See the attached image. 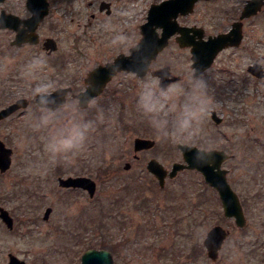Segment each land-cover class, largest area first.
I'll use <instances>...</instances> for the list:
<instances>
[{
  "label": "rangeland",
  "instance_id": "rangeland-1",
  "mask_svg": "<svg viewBox=\"0 0 264 264\" xmlns=\"http://www.w3.org/2000/svg\"><path fill=\"white\" fill-rule=\"evenodd\" d=\"M101 1L56 0L55 13L60 16L56 21L65 28L60 36L70 45L61 71L41 57L30 67L0 54V107L19 97L31 100L28 109L0 123V139L13 150L11 168L0 173V205L15 220L9 229L0 219V264L9 262L10 253L26 264H82V255L91 248L109 250L114 264H264V86L245 79L240 66L227 72L217 64L202 76L214 99L212 110L186 131L176 124L178 113H170L164 130L168 135L157 133L135 103L140 86L154 81L159 87L158 80L122 73L94 107L74 111L76 119L83 116L95 123L98 118L101 128L90 134L71 161H49L43 145L63 116L37 131L45 113L34 102L33 89L46 84H52L49 91L59 85L83 88L90 70L138 43L150 5L160 0H110L114 5L110 17L101 15ZM74 42L79 43L80 54L72 47ZM157 63L187 75L173 85L184 93L192 90L189 52L173 44L161 52ZM213 113L222 118L219 124ZM172 133L185 144L232 156L222 167L242 202L245 227L225 217L218 191L199 170L180 171L163 187L148 171L151 158L169 170L175 162H184ZM136 137L154 139L156 145L136 158ZM70 175L94 178L97 194L90 197L85 190L60 187L58 178ZM48 207L53 211L45 220ZM217 224L228 228L230 236L220 258L212 261L203 241Z\"/></svg>",
  "mask_w": 264,
  "mask_h": 264
},
{
  "label": "water",
  "instance_id": "water-1",
  "mask_svg": "<svg viewBox=\"0 0 264 264\" xmlns=\"http://www.w3.org/2000/svg\"><path fill=\"white\" fill-rule=\"evenodd\" d=\"M189 0H166L158 4H152L147 17V22L141 25L142 38L134 47L130 49V54H119L113 61L107 62L94 67L87 75L86 89L78 93L74 92L73 87H60L51 92V95H37L36 103L42 108L58 110L65 103L66 97L68 101L69 93L72 97L79 101V107L84 109L87 107L91 98L99 96L105 89L107 83L113 79L121 71H132L140 77H144L159 53L169 44V39L180 31L177 21L172 20L171 16H176L177 11ZM29 6L35 12L43 9L39 17L47 13L45 0H29ZM37 15V14H36ZM38 17V16H36ZM2 17H0V25ZM164 28L162 34L157 32L158 28ZM235 32L222 34L208 41H200L192 50L193 68H196L195 76H199L204 70L208 69L213 62L215 55L226 47L228 41L232 39ZM53 42V41H52ZM191 43L188 42L187 46ZM55 49V48H54ZM160 75V88L166 89L171 83L179 81V76L169 78L170 66H166L158 71ZM29 101L26 98L18 99L15 103L0 111V120L9 117L20 108H26ZM212 118L219 124L222 118L213 113ZM156 145V140L144 137H136L134 141V151L136 158L138 152L148 150ZM178 144V148L183 153L185 162H175L172 170H168L165 165L157 158L149 160L147 169L152 173L163 187L167 178H175L180 171L186 169H196L202 172L205 180L216 188L219 192L220 199L223 203L224 214L226 217L234 218L239 227H245L247 219L240 201V197L232 188L228 181V170L222 167V164L229 157H232L224 150L212 149L211 152L202 158H197V149ZM197 147V146H196ZM13 150L6 146V143L0 140V170L2 173L7 172L12 165ZM131 164L126 163L125 169H130ZM60 186L82 188L88 191L90 197H94L97 193V182L89 176H69L60 177ZM53 208L48 207L44 214V219H50ZM0 217L12 229L14 227V219L9 211L0 208ZM229 231L222 225L212 227L204 239V245L207 248L209 257L213 260L218 259L219 251L222 248ZM10 262L8 264H26L14 254H10ZM82 264H114L112 253L106 249H89L82 256ZM180 264V263H176Z\"/></svg>",
  "mask_w": 264,
  "mask_h": 264
},
{
  "label": "flooded vegetation",
  "instance_id": "flooded-vegetation-1",
  "mask_svg": "<svg viewBox=\"0 0 264 264\" xmlns=\"http://www.w3.org/2000/svg\"><path fill=\"white\" fill-rule=\"evenodd\" d=\"M162 1L166 0H160L159 2ZM45 2L47 3V13L39 17L43 9L39 12H35L30 8L29 0H0V17H2L0 25V54L7 59H18L21 64L25 65H33V61L41 57L49 63H55L58 69L62 70L66 66L65 56L67 51L70 50V45L68 40L60 36V34H63L65 31V28L56 21L58 17H60L55 13L56 0H45ZM99 10L101 15L110 17L114 13L113 2L110 0H102ZM176 14V16H171V19L178 22L180 31L169 39V44L164 50L176 44L180 50L189 52L192 60L191 67L193 76L196 72V68H193L192 59V50L194 47L200 41H208L219 35L235 32L232 39L228 41V45L215 55L212 65L199 76L195 77L205 76L209 71L214 69L217 64H222L227 72L232 70L235 66H240L244 71L243 74L245 79L249 80L254 85L264 86V0H189V3L183 5ZM93 16H95V14H93ZM163 31V27L157 29L159 34H162ZM188 42L191 43L190 46H187ZM78 45L79 43L74 42L72 47L76 50L77 54H80L81 50ZM134 46L135 45L131 46L127 53H121L129 54L130 49ZM159 55L152 61L148 73L143 77L145 78L151 75L158 80V84L160 83V75H155L157 74L156 71L169 65L166 63H157ZM115 58L116 56L112 60ZM4 67L7 68L6 65ZM173 68L172 66L170 67L169 78L179 76L181 79L171 83L170 86L184 82L187 79V75L176 72ZM127 72L128 71L120 72L113 77V79L107 83L104 91L94 99L96 100L99 98L115 78ZM128 73L136 75L133 72ZM136 76L139 77L138 75ZM86 78L87 76L84 78L83 88L76 90L74 87L76 92L86 89ZM60 87L66 86L59 85L57 88ZM36 97L37 95L34 97V102ZM21 98L27 99V97H19L8 105L0 107V111ZM73 100L77 101L74 98ZM28 101L29 105L26 109L31 105V100L29 99ZM26 109L15 111L8 118L1 119L0 123L15 117ZM63 115L64 114H62V116ZM98 125L99 124L95 125L96 129L100 127ZM0 173L4 174L1 170ZM1 207L3 206L0 205V208ZM228 231L229 237L230 230L228 229ZM220 251L218 259L220 258ZM210 259L212 261L218 260Z\"/></svg>",
  "mask_w": 264,
  "mask_h": 264
},
{
  "label": "clouds",
  "instance_id": "clouds-1",
  "mask_svg": "<svg viewBox=\"0 0 264 264\" xmlns=\"http://www.w3.org/2000/svg\"><path fill=\"white\" fill-rule=\"evenodd\" d=\"M38 61H33V65ZM33 65H30L33 66ZM52 84H46L43 87H36L33 89V96L36 95H51L49 89ZM183 96V100H181ZM95 99L91 98L88 105L81 111H87L95 106ZM137 109L148 119L151 127L157 133L164 132L169 121L170 113H178L176 124L181 131H186L192 126L195 121L202 123L203 119L212 110L214 99L209 94L208 83L201 77H195L192 83V90L189 93H184L183 89L176 85H171L164 88H159L154 81L144 82L137 92L136 99ZM79 107V101L72 104L67 102L60 109H42L45 113L39 124L35 126L38 131L41 128H48L55 125L61 120L63 115V122L59 127H55L52 133L46 139L43 148L48 155L49 161L52 164L71 161L86 145L90 134L95 130V123L93 120L85 119L83 116L76 119L74 111ZM59 113V114H58ZM160 139V136L157 135ZM172 142L186 146L183 141L176 138L175 133H172ZM197 149V158L211 152V148L190 146Z\"/></svg>",
  "mask_w": 264,
  "mask_h": 264
},
{
  "label": "trees",
  "instance_id": "trees-1",
  "mask_svg": "<svg viewBox=\"0 0 264 264\" xmlns=\"http://www.w3.org/2000/svg\"><path fill=\"white\" fill-rule=\"evenodd\" d=\"M96 124H99V125H100V123L98 122V118L95 119V125H96ZM99 125H98V126H99ZM100 128H101V127H100ZM97 130H98V127H97ZM97 130H96V127H95V132H97ZM193 255L197 257V256L200 255V253H193Z\"/></svg>",
  "mask_w": 264,
  "mask_h": 264
}]
</instances>
